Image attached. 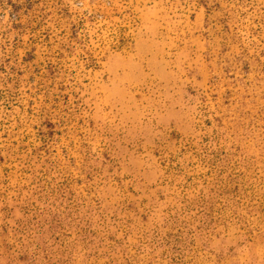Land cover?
<instances>
[{"label": "rangeland", "instance_id": "1", "mask_svg": "<svg viewBox=\"0 0 264 264\" xmlns=\"http://www.w3.org/2000/svg\"><path fill=\"white\" fill-rule=\"evenodd\" d=\"M0 264H264V0H0Z\"/></svg>", "mask_w": 264, "mask_h": 264}]
</instances>
